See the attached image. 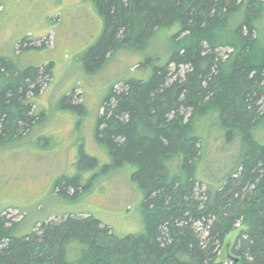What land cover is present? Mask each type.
I'll list each match as a JSON object with an SVG mask.
<instances>
[{"label":"trees","instance_id":"obj_1","mask_svg":"<svg viewBox=\"0 0 264 264\" xmlns=\"http://www.w3.org/2000/svg\"><path fill=\"white\" fill-rule=\"evenodd\" d=\"M95 2L104 26L84 54L89 71L134 27L137 42L179 27L167 61L147 79L113 86L97 121L113 165L136 168L145 230L118 235L94 216L70 214L16 236L1 212L0 264H264V0ZM50 67L20 70L0 56V140L32 127ZM80 181L62 177L57 187L76 193ZM244 221L248 229L227 242Z\"/></svg>","mask_w":264,"mask_h":264},{"label":"rangeland","instance_id":"obj_2","mask_svg":"<svg viewBox=\"0 0 264 264\" xmlns=\"http://www.w3.org/2000/svg\"><path fill=\"white\" fill-rule=\"evenodd\" d=\"M260 24L264 35V16ZM103 26L95 0H0V56L20 70L51 64L35 99L32 112L38 118L32 127L0 140V213L16 236L70 214L94 216L118 235L145 230L144 195L133 179L136 168L113 165L108 147L97 140V121L113 86L120 88L131 77L147 79L154 65L167 61L179 27L156 29L142 42L135 39L134 27L130 41L101 65L90 63L89 71L84 54ZM220 50L225 56L230 49ZM5 83L0 78V89ZM70 93L72 101L66 98ZM82 155L97 164L80 162ZM77 175L81 187L76 193L57 187L62 177ZM246 229L247 222L239 223L227 242Z\"/></svg>","mask_w":264,"mask_h":264}]
</instances>
